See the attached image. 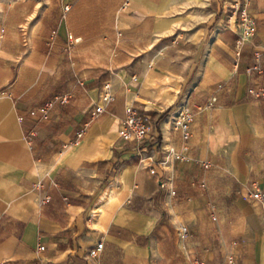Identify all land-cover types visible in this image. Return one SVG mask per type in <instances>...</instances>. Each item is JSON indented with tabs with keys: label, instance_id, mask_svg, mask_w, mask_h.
Here are the masks:
<instances>
[{
	"label": "crops",
	"instance_id": "1",
	"mask_svg": "<svg viewBox=\"0 0 264 264\" xmlns=\"http://www.w3.org/2000/svg\"><path fill=\"white\" fill-rule=\"evenodd\" d=\"M234 1L62 0L58 29L35 6L0 36V264H264V0L239 47ZM65 58L106 63L72 81Z\"/></svg>",
	"mask_w": 264,
	"mask_h": 264
},
{
	"label": "built area",
	"instance_id": "2",
	"mask_svg": "<svg viewBox=\"0 0 264 264\" xmlns=\"http://www.w3.org/2000/svg\"><path fill=\"white\" fill-rule=\"evenodd\" d=\"M231 8L233 10V28L237 34V47L241 46L243 43L247 42L255 32V22L253 17L250 15L248 11V1L247 0H236L232 3ZM69 10V6L65 5L63 7V11L67 12ZM252 70H257L258 66H253ZM261 95L264 96V90L260 92ZM52 101H59L61 104H66L68 101L67 96L62 97H55ZM112 101V94H111V87L109 83L104 84L103 91L101 95V102L103 104H107ZM216 101L215 98H211L209 104H213ZM103 107L100 106L96 109V114L101 113ZM95 116V113L92 114ZM190 112L188 108L182 107L178 110L176 116V127L180 130L181 135L184 139L187 138L189 134L190 128ZM146 133L145 127L143 125V120L138 117L133 111H127V118L125 119L122 130H121V137L124 138L126 141H133V140H141L143 139ZM84 134V129H79L75 133L76 139H81ZM34 136V132H30L28 136V141ZM154 170H150V174H154ZM163 187V185H160ZM246 198L256 200L264 205V194L260 191H252L246 195ZM210 209L214 210L213 204H208ZM179 238L181 240L185 239L188 235V230L185 226L180 225L178 230ZM43 249L42 247L40 248ZM102 249V244L98 243L95 248L90 251V256H96L98 252ZM223 264H235L234 259L229 256L224 259Z\"/></svg>",
	"mask_w": 264,
	"mask_h": 264
},
{
	"label": "rangeland",
	"instance_id": "3",
	"mask_svg": "<svg viewBox=\"0 0 264 264\" xmlns=\"http://www.w3.org/2000/svg\"><path fill=\"white\" fill-rule=\"evenodd\" d=\"M35 6L39 7V17L44 18L48 24L49 28H46L48 30H46V34H48L49 29H58V24L62 21V15L60 13V9L62 8V0H0V36H6L8 38L7 40L10 42L15 36H20V30L22 29L19 27L22 19L21 15L26 12L30 14V9L32 7L34 8ZM43 6H46L47 8L43 9ZM90 29L91 28H89V30ZM101 61L106 63V60L65 58L59 64V67L61 68L59 72L70 74L72 81H82L83 75L81 77L80 75L85 71L94 69V66L98 63L100 64ZM43 86H45V84ZM167 88L171 89L170 86H167ZM166 93L167 94L164 95L170 94L169 92ZM70 94H74V90H72ZM67 95V98L70 101L72 97H70L69 94ZM47 102H49V100H47Z\"/></svg>",
	"mask_w": 264,
	"mask_h": 264
},
{
	"label": "bare ground",
	"instance_id": "4",
	"mask_svg": "<svg viewBox=\"0 0 264 264\" xmlns=\"http://www.w3.org/2000/svg\"><path fill=\"white\" fill-rule=\"evenodd\" d=\"M163 91H164V89H161V90H160V94H162V93H163Z\"/></svg>",
	"mask_w": 264,
	"mask_h": 264
}]
</instances>
